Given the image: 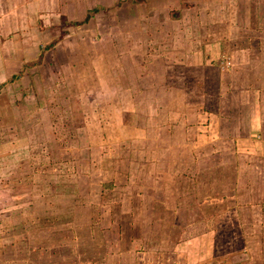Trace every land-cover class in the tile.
Masks as SVG:
<instances>
[{"label":"crops","instance_id":"0c3cea01","mask_svg":"<svg viewBox=\"0 0 264 264\" xmlns=\"http://www.w3.org/2000/svg\"><path fill=\"white\" fill-rule=\"evenodd\" d=\"M136 1L93 0L84 7L67 0H0V264L61 262L56 245L62 246L64 214L79 213L94 191L96 213L102 210V194L113 191L128 208V226L140 230L153 223L144 215L155 219L160 212H190L197 191L204 189H197L200 181L223 184L222 191L216 188V199L230 203L238 218L243 209L264 204V88L254 87L250 98L232 102L223 76L201 87L208 74L202 73L204 67L221 74L229 65H213L225 46L217 50L204 43L200 50L189 46L186 51L181 35L188 40L192 35L174 27L169 33L160 30L167 20L165 30L176 22L171 18L176 1L154 7L156 0ZM141 3L148 5L146 16L139 13ZM62 25L82 26L63 35ZM250 40L255 47L249 42L232 46L264 53L258 39ZM148 55V62L139 61ZM177 55L190 60L201 76L178 78L186 61L169 57ZM180 81L185 95L176 100ZM194 116L198 121L191 125ZM155 148L164 151V158L150 166L147 152ZM117 149L125 151L123 171L111 152ZM180 149L186 152L184 161L168 157ZM162 164L172 165L173 172L162 171ZM69 166L75 167L73 173H64ZM227 173L251 175L258 185L233 183L230 194ZM113 202L107 206H121ZM111 211L108 227L117 225ZM104 259L120 264L124 255L114 252Z\"/></svg>","mask_w":264,"mask_h":264},{"label":"rangeland","instance_id":"374dc122","mask_svg":"<svg viewBox=\"0 0 264 264\" xmlns=\"http://www.w3.org/2000/svg\"><path fill=\"white\" fill-rule=\"evenodd\" d=\"M61 1L64 4V0ZM67 1L69 4L77 2L78 6L81 3L84 7H89L93 4V0ZM137 1L141 2L143 0ZM174 1H176V4L172 10L173 15L172 17L169 16V19L172 18L176 22L174 24L170 23L165 30L164 24L168 25L169 22L167 20L166 23H162L160 30L163 29L169 33L174 27L176 30H185L188 37L189 34L192 35L193 37L188 40L187 37L180 34L182 36L180 43L186 51L189 49V46H196L195 49L198 48V50H200L199 47L203 46L204 43L207 45L212 44L213 48H217V50L218 46H225L224 49L221 50L222 53L218 54V58L213 59L217 60L213 65L216 63L219 65L221 62L226 61L229 62V65L226 66V70L221 74H218L216 70L210 68L207 70L206 67H204L202 73L208 71V74L203 77L201 87L205 84L206 88L211 78L215 80L223 76L225 79L224 81H226V84L230 87L233 99L232 102H236L238 99L250 98V91L253 90L254 87L264 88V53H259V50L256 51V49H253V51L249 53L240 52L237 49V51H239L237 52L232 46L241 47L248 44V42L254 43L255 41L250 40V38H254L258 39V41L262 43L260 45L264 47V0ZM177 1L181 2V4ZM164 2H167L169 5L172 4V0H156L152 5L153 7L158 6V4H163ZM119 6L120 4L118 7ZM76 7L77 5L74 6V8ZM139 7L142 9L139 13L146 16L147 12L145 11L147 10L143 9H147L148 5L141 3ZM157 13H159L161 19L164 17L163 12ZM65 25H62V28L65 29H62L63 35L65 33H76L75 28L82 26L70 27L71 25H69V28H64ZM157 25L158 22H156L155 26ZM122 26L124 25L122 24ZM227 36L231 39L230 42L224 41ZM86 39L89 40L88 38ZM117 39L121 40L122 38L118 36ZM226 43L230 46H227ZM252 45L255 47V43ZM122 55V61L124 62V54ZM192 55L189 58H192ZM180 56L181 55L169 56L174 59L186 61L185 64L181 66L182 69L177 71L178 78L183 79L190 75L201 76L200 70L196 71L190 60L188 61L186 60L187 58ZM150 57L151 55H148L145 59H139V61L146 63ZM105 71L106 70H104V73ZM259 74L262 75L263 81L258 79ZM224 85L225 84L221 85L220 88L222 94L226 92V86ZM177 87L179 90L175 93V99L180 100L184 98L185 95L182 91L181 81ZM159 97H161V94ZM206 97L207 99L209 97L205 95V100L210 104V100H207ZM163 98L164 96H162V99ZM193 101H195V99H193ZM68 104L69 103L64 102V108H66ZM165 105H170L168 100H166ZM233 107L236 109L235 106ZM154 117L155 116L150 117V123L154 121ZM197 121L195 116L188 120L191 125H194ZM64 123H68L67 118ZM66 136H71V134H67ZM180 150L181 151L171 150L168 157H175L177 163H179L180 160L181 162L184 161L186 152L183 149ZM111 152L113 154L115 153L114 159L120 161V167H118L119 171H123V167H125V151L117 149ZM147 153L150 166L154 164L157 159L161 157L164 158V151L160 149ZM113 154L111 156H113ZM236 157H238L239 162H241V157H239L238 154ZM163 160L166 161V159ZM169 162H172V160L169 159ZM259 164H261V161H259ZM148 168L150 169V167L146 166V169ZM154 168H156V166H154ZM177 168H179V165ZM184 168L185 167H183L182 172H184ZM74 169V166L64 167V173H73ZM161 169L164 171L167 169V166L162 164ZM168 169L171 173L173 172L172 165H170ZM259 171H262L260 167ZM225 176L226 179L230 177L232 180L229 186L230 189L228 190L230 194L233 183L239 188L243 186L246 187V185L252 187L258 185V180L254 183L255 179L251 177V175L250 177L248 176L247 179L242 175L232 176L228 175V173ZM165 184L168 185V180ZM196 184L198 186L197 189L203 187L204 189L207 188V190L201 188L197 191L196 204L195 207L191 208L190 212L182 211L181 213L176 212L174 214L170 213L171 211L168 213L160 212L156 215L155 219L151 218L148 214L144 215V221L153 223L150 224V227L141 230L136 227L128 226L129 214L126 212L128 208L124 205L123 198L119 199L118 195L113 191L105 192L101 196L102 210L96 213L94 207L98 204V197L96 191L91 192L89 196L85 198V200H87L86 207L82 208L79 213L64 214V236L61 242L62 246L56 245V250L57 252L60 251L58 255L61 254L62 261L58 262L56 260L49 263V261L42 259L36 264H112V261L108 262L109 258H104H106L108 254L114 252L124 255L123 263L120 264H126L127 262L139 264L142 262L141 259L143 258L144 263L146 262L149 264H264V204H262L260 208L258 205L250 209H243L241 213L243 215H240L238 218L235 211L236 209H234L230 203L227 205V202L216 199V195L218 194L216 188H222L223 184L212 183L208 185L206 181H200ZM185 185L189 184L185 183ZM86 186L89 188V183H87L83 189H85ZM222 190L223 188L221 191ZM93 194L95 197H93ZM77 200L80 201L79 198ZM116 200L121 201V206H119V208L112 209L107 206V203H114L113 201ZM67 203L69 202L64 201V204ZM185 204H187V201ZM110 209L112 210L111 216L117 222V225L114 224L112 227H108ZM223 212L225 215L224 220H222ZM218 217L219 219L217 220ZM241 219L244 220L241 221ZM220 223H222V225ZM99 226H101L103 230H99ZM211 227H215L213 231L214 245L212 247L214 249L213 261L210 259L209 252L212 241L210 236V233H212ZM146 237L148 238L147 241ZM57 238L56 236L54 239L59 241ZM188 241L190 244H184ZM191 243H194V245ZM178 249L181 251L180 253L176 252L179 251ZM132 253L134 256L133 259L130 258ZM135 253H137V255H135ZM174 253L178 255L176 258L173 256ZM136 257H139V259Z\"/></svg>","mask_w":264,"mask_h":264},{"label":"trees","instance_id":"16d2710c","mask_svg":"<svg viewBox=\"0 0 264 264\" xmlns=\"http://www.w3.org/2000/svg\"><path fill=\"white\" fill-rule=\"evenodd\" d=\"M65 24V23H64ZM76 24V23H75Z\"/></svg>","mask_w":264,"mask_h":264}]
</instances>
